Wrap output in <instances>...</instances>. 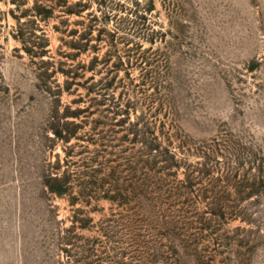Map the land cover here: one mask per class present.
Returning <instances> with one entry per match:
<instances>
[{"label": "rangeland", "instance_id": "rangeland-1", "mask_svg": "<svg viewBox=\"0 0 264 264\" xmlns=\"http://www.w3.org/2000/svg\"><path fill=\"white\" fill-rule=\"evenodd\" d=\"M0 264H264V0H0Z\"/></svg>", "mask_w": 264, "mask_h": 264}]
</instances>
